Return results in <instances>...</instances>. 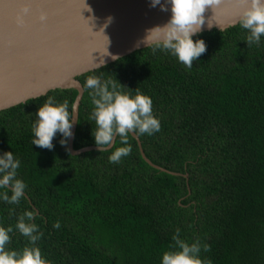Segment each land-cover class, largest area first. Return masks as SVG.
<instances>
[{"label": "trees", "instance_id": "16d2710c", "mask_svg": "<svg viewBox=\"0 0 264 264\" xmlns=\"http://www.w3.org/2000/svg\"><path fill=\"white\" fill-rule=\"evenodd\" d=\"M247 35L239 23L197 33L206 51L192 67L147 46L78 77L85 90L74 148L95 145L85 80L102 73L151 98L160 128L139 138L166 170L143 157L132 134L131 152L119 162L108 159L122 146L119 136L112 148L80 154L61 145L59 133L52 149L32 144L37 108L51 96L71 109L77 89H52L1 110L0 153L19 158L26 184L18 203L0 200V226L13 227L6 247L28 245L15 225L29 210L51 264H160L177 229L188 243L199 241L212 264H264V35L251 45Z\"/></svg>", "mask_w": 264, "mask_h": 264}, {"label": "water", "instance_id": "95a60500", "mask_svg": "<svg viewBox=\"0 0 264 264\" xmlns=\"http://www.w3.org/2000/svg\"><path fill=\"white\" fill-rule=\"evenodd\" d=\"M150 3L151 0H0V111L52 89H77L73 103L76 122L68 139L69 150L80 154L98 149L94 144L78 149L73 145L85 90L78 77L97 69L94 63L101 58L105 62L100 67L147 47L141 42L146 30L165 24L171 15L160 5L152 7ZM241 7L237 0L206 5L205 25L200 32L237 24ZM25 8L29 9L27 14ZM41 12L47 16L44 23L39 19ZM108 17L111 21L103 28L104 36L97 31ZM208 20L213 24L211 28L207 27ZM132 135L143 157L156 168L166 170L147 157L139 135Z\"/></svg>", "mask_w": 264, "mask_h": 264}, {"label": "clouds", "instance_id": "9594fccd", "mask_svg": "<svg viewBox=\"0 0 264 264\" xmlns=\"http://www.w3.org/2000/svg\"><path fill=\"white\" fill-rule=\"evenodd\" d=\"M219 2L220 0H163L162 3L161 0H151L150 6L160 5L161 10L170 11L171 15L165 24L146 30L141 42L152 47L153 52L157 49L168 50L185 66L192 67V62L206 51V44L202 38L193 39L205 25L203 15L205 6ZM237 3L242 7L236 22L248 31L247 44L259 43L261 36L264 35V0H237ZM88 10L91 12L90 8ZM23 11L27 14L29 9L25 8ZM39 19L41 23L46 22V14L41 12ZM110 21L111 17L106 18L105 24L97 32L104 35L103 28ZM212 26L208 20L207 27ZM116 58L113 56V59ZM104 62L101 58L94 65L99 68ZM101 77L102 73L93 74L85 80V87L91 90L89 95L94 105L89 119L95 121L96 127L91 135L99 152L112 148L115 137L119 136L122 146L115 147L108 157L110 162H119L122 156H127L131 152V145L127 143L130 134L151 135L159 131L160 123L153 114L152 100L148 95L138 88L132 90L122 85L117 79ZM75 118L74 104L70 109L66 100L58 102L51 96L47 97L35 113L32 144L52 149L53 138L59 133L61 134L59 143L67 145L68 138L73 135ZM19 166L20 160L12 151L0 153V189H3L0 191V200L15 204L23 197L26 184L17 176ZM35 215V211L26 210L17 219L15 229L26 236L29 242L19 250L6 247L13 227L0 226V264H51L42 256L36 244L42 233L38 231V225L32 222ZM53 226L59 228V221ZM172 239L175 245L162 253L160 264H212L210 259L201 257L199 241L188 243L181 239L179 229ZM203 248L206 251L208 245H203Z\"/></svg>", "mask_w": 264, "mask_h": 264}, {"label": "snow or ice", "instance_id": "6c2138e0", "mask_svg": "<svg viewBox=\"0 0 264 264\" xmlns=\"http://www.w3.org/2000/svg\"><path fill=\"white\" fill-rule=\"evenodd\" d=\"M82 8H83V7H82ZM82 8H80V14H81V9H82ZM81 15H82V14H81Z\"/></svg>", "mask_w": 264, "mask_h": 264}]
</instances>
